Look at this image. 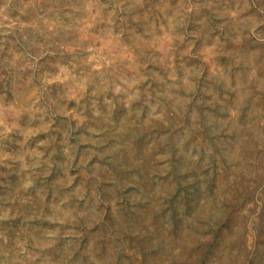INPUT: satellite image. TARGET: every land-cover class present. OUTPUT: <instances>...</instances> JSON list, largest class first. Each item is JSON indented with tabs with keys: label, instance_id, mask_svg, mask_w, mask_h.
<instances>
[{
	"label": "rangeland",
	"instance_id": "rangeland-1",
	"mask_svg": "<svg viewBox=\"0 0 264 264\" xmlns=\"http://www.w3.org/2000/svg\"><path fill=\"white\" fill-rule=\"evenodd\" d=\"M0 264H264V0H0Z\"/></svg>",
	"mask_w": 264,
	"mask_h": 264
}]
</instances>
